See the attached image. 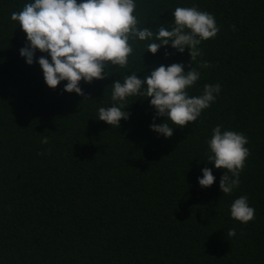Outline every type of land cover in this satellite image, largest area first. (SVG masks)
Masks as SVG:
<instances>
[{
	"label": "trees",
	"instance_id": "1",
	"mask_svg": "<svg viewBox=\"0 0 264 264\" xmlns=\"http://www.w3.org/2000/svg\"><path fill=\"white\" fill-rule=\"evenodd\" d=\"M29 2L0 0V264H264V0H135L138 27L154 35L171 30L177 7L213 15L220 31L194 64L188 49L153 55L147 45L159 41L130 40L128 65L81 81L84 96L65 92L66 81L47 86L38 63L47 54L37 50L31 66L20 55L27 36L11 14ZM201 61L211 67L197 68L189 96L205 84L221 91L187 127L167 121L171 138L151 130L166 118L143 95L123 102L130 118L120 128L99 121L100 107L119 106L117 80ZM217 125L249 141L231 194L220 189L227 170L208 159ZM204 168L216 178L209 188L198 183ZM241 196L255 209L247 224L231 217Z\"/></svg>",
	"mask_w": 264,
	"mask_h": 264
},
{
	"label": "clouds",
	"instance_id": "2",
	"mask_svg": "<svg viewBox=\"0 0 264 264\" xmlns=\"http://www.w3.org/2000/svg\"><path fill=\"white\" fill-rule=\"evenodd\" d=\"M135 0H31L22 10L13 12L11 20L18 22L26 33L27 43L20 50L28 65L36 62L39 50L51 57V62L41 56L38 63L43 71L44 80L51 89L61 82H67L64 91L84 96L80 84H88L107 77L105 69L112 66L126 67L133 54L130 40H155L147 45V52L157 54L162 47L171 46L179 53L190 51L191 64L202 55L198 47L202 41L215 38L220 29L215 17L197 7H177L174 12L171 30L164 26L154 35L149 28H139ZM234 27V26H233ZM170 55L166 53V56ZM190 66V65H189ZM186 66L174 63L170 66L154 67L143 79L137 74L125 76L111 85L112 100L119 106L98 109L99 121L120 128L121 120H128L130 113L122 110L127 97L147 96L156 111V117L166 118L162 124H156L155 118L151 130L166 138H171L174 129L184 128L195 122L202 111L208 109L221 91L220 84H205L200 96H189L187 89L200 79L197 68H210L207 61H201L196 67L185 73ZM86 99H88L86 97ZM42 143L47 144V137ZM249 143L242 133L224 130L217 125L208 141L211 151L209 163L216 169L227 170L220 179L223 194H231L240 184V173L250 155L246 147ZM198 183L209 188L215 182L210 168H204ZM228 173H231L229 175ZM255 216V209L249 206L248 197L241 196L231 205V217L247 224ZM229 237L236 235L235 229H229Z\"/></svg>",
	"mask_w": 264,
	"mask_h": 264
}]
</instances>
